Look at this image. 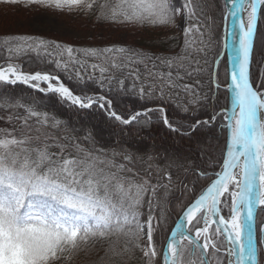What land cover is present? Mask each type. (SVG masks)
I'll list each match as a JSON object with an SVG mask.
<instances>
[{
	"label": "snow or ice",
	"instance_id": "1",
	"mask_svg": "<svg viewBox=\"0 0 264 264\" xmlns=\"http://www.w3.org/2000/svg\"><path fill=\"white\" fill-rule=\"evenodd\" d=\"M0 4L95 16L117 31L178 30L152 45L165 51L151 54L4 33L5 94L26 85L77 113L98 112L121 134L149 130L154 120L181 138L207 130L196 161L178 163L165 149L164 167L136 171L133 184L120 173L132 172L154 145L122 149L127 163L101 160L70 140L50 151L33 137L67 124L37 111L35 96L16 103L26 113L16 117L19 129H0V264H79L81 254L100 251L105 264H264V0ZM29 52H43L46 67L25 71ZM125 96L140 107L119 110Z\"/></svg>",
	"mask_w": 264,
	"mask_h": 264
},
{
	"label": "trees",
	"instance_id": "2",
	"mask_svg": "<svg viewBox=\"0 0 264 264\" xmlns=\"http://www.w3.org/2000/svg\"><path fill=\"white\" fill-rule=\"evenodd\" d=\"M0 7L19 8L21 6H8L0 4ZM75 17L79 18L80 20L87 21V23L89 22L90 24L88 25L94 26L95 30H97L99 26L100 30L101 28L108 29V27H113L115 29V26H110L106 23L99 24L95 16L86 17L81 15ZM136 30L138 34L135 40L131 43H125L123 45H131L147 51L150 54L152 52L165 51L164 47L156 48L152 47V45L158 44L159 41L166 36L178 34L177 30ZM2 38L3 34L0 35V39ZM61 42L65 41L62 40ZM74 45L77 47H103L105 44L79 43ZM172 47L175 48V45H172ZM43 56V52L41 53L40 57H37L35 54L29 52L28 55L24 56L22 59L24 70L39 71L42 68H45L46 65L42 63ZM65 83H67L69 87L75 88V85L72 81L65 79ZM76 90L78 91V89ZM33 96H35L38 101H41V103L35 106L37 111L47 112L50 118L54 116L56 119L67 124L66 128L50 129L47 132L41 129L38 137L41 136L46 139H37V137L34 136L31 141L34 146L38 145L43 147V145L46 143L50 146V151H55L53 142L64 144L66 140H70L72 144H80L85 150L92 151L93 154L98 155L101 160H110L113 163H127V161L121 159L122 149H128L135 153L136 146H144L146 144L154 145V147H150L148 149L147 153L142 152L138 154L139 156L145 158L138 159L136 161V166L132 169V172L120 173V175H123L127 181L133 184L136 183V177L133 175V173L136 171L148 168L149 164H151L152 168L164 167V161L160 157L165 154V149H167L170 154L179 158L178 163H183L185 161H196L197 151L200 147H202V145L198 144L197 141L203 139L204 133L207 132L205 129L204 133L193 134L190 138H181L175 133H169L160 123L155 122L154 120L149 130L138 132L136 129H133L131 133L121 134L120 128H117L110 121L106 123L104 118L98 112L93 113L91 116H89L87 113H77L67 105L56 103L55 98H50V95L40 96L27 86H22L19 84L9 88L7 94H5L3 88H0V119L3 122L5 120L6 125L9 123L14 125L20 121L18 126H16V129H19L22 121L17 120L16 117L17 115L26 116V113L24 112L23 108H18L14 105L16 103L30 105L31 98ZM139 107L140 105L138 103H134L133 98L127 96L121 97L119 110L127 112L130 109ZM177 111L178 110L170 109V114L176 116ZM29 123H32L31 119H29ZM1 125L4 124L0 122V126ZM100 125L108 127L109 131L103 133L101 128H99ZM209 140H211L210 136ZM212 143L215 145L216 142L212 141ZM147 155H151L153 157L150 162L146 158ZM172 171L174 174H176L178 170L174 168ZM180 172L183 174L182 170H180ZM169 207L171 208V204ZM146 210V207L142 209L144 212H146ZM176 219L177 217L173 213L169 224H171L172 221ZM108 242V240L104 241L105 247H107ZM122 242L123 241H121V243ZM104 257L105 254L103 251H100L98 254L96 252H92L90 254H81L79 256V264H105ZM114 264H119V261L114 259ZM131 264H137V261L133 260Z\"/></svg>",
	"mask_w": 264,
	"mask_h": 264
},
{
	"label": "rangeland",
	"instance_id": "3",
	"mask_svg": "<svg viewBox=\"0 0 264 264\" xmlns=\"http://www.w3.org/2000/svg\"><path fill=\"white\" fill-rule=\"evenodd\" d=\"M88 24L90 23L75 16L54 14L40 8L0 7V35L4 33L29 34L73 44H125L133 42L138 34L136 29L117 31L116 28L108 27V29L101 28L100 30V26H97L98 29L95 30L94 26ZM38 95L43 96V94ZM0 122L4 124L0 126V129H9V131L12 130V126L16 128L20 123L18 121L14 125L11 123L6 125L5 120L3 122L1 119ZM99 128L103 133L109 131L108 127L103 125ZM37 139L46 138L40 136Z\"/></svg>",
	"mask_w": 264,
	"mask_h": 264
},
{
	"label": "water",
	"instance_id": "4",
	"mask_svg": "<svg viewBox=\"0 0 264 264\" xmlns=\"http://www.w3.org/2000/svg\"><path fill=\"white\" fill-rule=\"evenodd\" d=\"M231 54V49H229V55Z\"/></svg>",
	"mask_w": 264,
	"mask_h": 264
}]
</instances>
